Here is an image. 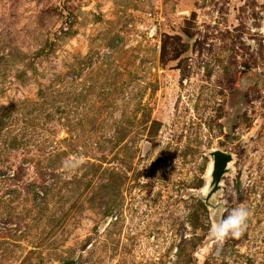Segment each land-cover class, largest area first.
Wrapping results in <instances>:
<instances>
[{"label": "rangeland", "instance_id": "374dc122", "mask_svg": "<svg viewBox=\"0 0 264 264\" xmlns=\"http://www.w3.org/2000/svg\"><path fill=\"white\" fill-rule=\"evenodd\" d=\"M0 264H264V0H0Z\"/></svg>", "mask_w": 264, "mask_h": 264}, {"label": "clouds", "instance_id": "9594fccd", "mask_svg": "<svg viewBox=\"0 0 264 264\" xmlns=\"http://www.w3.org/2000/svg\"><path fill=\"white\" fill-rule=\"evenodd\" d=\"M249 210L246 206L240 205L230 211V213L212 229L213 238L221 242L229 236H238L246 227Z\"/></svg>", "mask_w": 264, "mask_h": 264}, {"label": "water", "instance_id": "95a60500", "mask_svg": "<svg viewBox=\"0 0 264 264\" xmlns=\"http://www.w3.org/2000/svg\"><path fill=\"white\" fill-rule=\"evenodd\" d=\"M231 161V156L227 153L216 151L213 154V166L211 172V184L212 188L206 195V201L211 197L213 192L217 189L221 176L227 170V165Z\"/></svg>", "mask_w": 264, "mask_h": 264}, {"label": "bare ground", "instance_id": "6f19581e", "mask_svg": "<svg viewBox=\"0 0 264 264\" xmlns=\"http://www.w3.org/2000/svg\"><path fill=\"white\" fill-rule=\"evenodd\" d=\"M229 165H230V162H229L228 165H227V169L229 168Z\"/></svg>", "mask_w": 264, "mask_h": 264}]
</instances>
